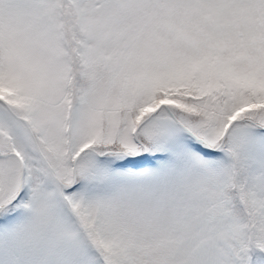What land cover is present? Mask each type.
I'll use <instances>...</instances> for the list:
<instances>
[{"label":"snow or ice","instance_id":"6c2138e0","mask_svg":"<svg viewBox=\"0 0 264 264\" xmlns=\"http://www.w3.org/2000/svg\"><path fill=\"white\" fill-rule=\"evenodd\" d=\"M0 264H264V0H0Z\"/></svg>","mask_w":264,"mask_h":264}]
</instances>
